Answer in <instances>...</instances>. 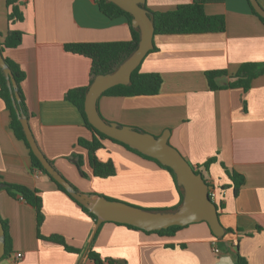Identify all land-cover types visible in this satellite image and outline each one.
<instances>
[{"label":"crops","instance_id":"obj_1","mask_svg":"<svg viewBox=\"0 0 264 264\" xmlns=\"http://www.w3.org/2000/svg\"><path fill=\"white\" fill-rule=\"evenodd\" d=\"M192 1L145 0V6L167 11ZM257 1L264 8V0ZM16 6L22 18L9 20L10 8L0 0V39L9 30L22 34L20 44L2 54L25 73L21 90L27 119L45 157L83 193L146 209L177 206L179 194L170 173L111 140H103L96 155L112 160L115 174L94 176L86 150L77 144L92 133L65 99L68 90L89 84L91 62L64 45L127 41V18L106 17L94 0H17ZM204 8L209 15L224 16V31L153 36L154 49L143 58L140 71L160 74L158 94L101 95L97 110L106 121L155 136L168 130L169 144L215 188L223 236H214L204 221L172 235L114 222L96 227L77 203L31 166L28 149L9 127V113L0 99V178L37 191L43 215L37 228L33 206L0 189V218L7 222L11 240L10 256L0 264H96L88 257L90 250L103 264H238V257L245 264H264V71L246 91H212L205 77L206 70L225 69L216 82L226 86L242 64H264V23L247 0H205ZM72 153L82 155L87 177L67 159ZM231 171L244 177L236 194ZM38 234L59 235L70 250ZM17 252L22 254L19 259L14 258Z\"/></svg>","mask_w":264,"mask_h":264},{"label":"trees","instance_id":"obj_2","mask_svg":"<svg viewBox=\"0 0 264 264\" xmlns=\"http://www.w3.org/2000/svg\"><path fill=\"white\" fill-rule=\"evenodd\" d=\"M98 6L101 13L110 19H115L121 16L127 18L131 38L127 41H109V42H75L64 45V49L68 52L77 53L88 57L91 62L90 67V81L87 86L73 88L66 92L65 99L71 102L80 112L85 127L90 130L92 137L90 139L78 138L77 144L86 150L89 166L92 170V174L99 178H107L115 174V166L112 160L108 159L106 161H101L98 159L96 153L99 149L103 147V140H111L125 149L141 156L142 158L148 159L156 163L160 168L167 170L173 178L175 186L179 194V202L177 206L173 208H161V209H148L154 211H173L176 210L183 198L182 187L176 184L175 175L173 171L158 162L156 159L149 157L140 153L139 151L129 147L128 145L119 142L115 139H111L105 136L103 133L95 129L88 121L84 112V97L85 92L89 85L92 83L94 77L99 74L111 73L134 51L139 41V30L131 25L132 15L128 12L121 9L116 4L109 2L107 0H94ZM17 0H6L7 7L10 8L8 14L9 20L21 19L22 15L18 11L16 6ZM248 2V0H247ZM205 0H193L187 4L177 5L172 10L167 11H152L148 10L143 5L149 14V17L152 21L154 28V35L157 34H195V33H211V32H222L225 30V18L221 14L209 15L205 12L204 8ZM249 4V2H248ZM251 12L259 18L261 22L264 23V18L260 17L254 9L249 4ZM21 32L17 30H9L5 37L0 39V52L3 53L4 49L13 48L20 44L21 42ZM153 48L148 52L153 51ZM147 53V54H148ZM3 56V54H2ZM4 61L7 66L10 68L12 75L17 84V91L20 96L19 107L23 113L27 116L26 106L24 95L21 90V82L25 77L23 70L12 60L7 57H4ZM264 71L263 63H244L240 66L238 72L232 76V80L228 82L225 86L219 85L216 82V78L221 75L226 74L225 69H209L205 71V77L207 84L210 90H218L224 88H241L243 91H246L250 87L251 80L256 76L260 75ZM161 76L157 72H141L140 65L134 69L131 73L130 80L128 84H118L106 89L101 95L104 96H113V97H138V96H153L158 94L161 86ZM0 99L4 102L5 108L9 113V127L12 129L14 135L23 141L25 146L28 149L31 166L38 168L43 173H45L57 186L59 190L65 193L71 200L77 203L81 210L88 214L94 221H96V216L89 211L85 206L80 204L76 199H74L61 185H59L55 180H53L43 169L39 160L33 155L32 151L29 148V145L25 139L24 131L22 126L17 118V114L12 104V99L10 96L9 88L7 86L6 78L2 70L0 69ZM106 121V120H105ZM109 122V121H107ZM135 128V127H134ZM139 131L141 129L135 128ZM68 159L75 165L79 174L82 177H87V174L83 171V157L80 154L72 153L68 156ZM50 162V161H49ZM51 163V162H50ZM52 164V163H51ZM195 170V169H194ZM196 173L200 171L195 170ZM201 174V173H200ZM229 177L232 181L233 191L236 194L239 190V187L244 183L243 175L231 171L229 172ZM73 185V184H72ZM73 187L78 190L74 185ZM0 189H4L9 195L24 199L28 204L33 206L36 211V220L37 228H39L43 215L41 213V197L38 195L37 191L31 190L23 185L19 184H10L3 182L0 178ZM107 198V197H106ZM110 200H114L108 198ZM146 209V208H144ZM4 229V242H5V251L2 258L10 256L11 253V240L8 233L7 222L0 218ZM121 224V223H117ZM128 228L142 230L135 226L129 224H121ZM184 226H170L165 229L155 230V231H145L144 232H154L161 235H172L177 230L181 229ZM39 237L54 241L62 244L66 249L70 248L64 243L63 239L59 235H50L42 236L38 234ZM88 257L96 264H103L100 257L92 250L88 252ZM109 264H112L111 260L107 261ZM238 264H245L242 262V259L238 257Z\"/></svg>","mask_w":264,"mask_h":264},{"label":"water","instance_id":"obj_3","mask_svg":"<svg viewBox=\"0 0 264 264\" xmlns=\"http://www.w3.org/2000/svg\"><path fill=\"white\" fill-rule=\"evenodd\" d=\"M132 15L131 25L139 30V41L134 51L111 73L96 75L85 92L84 112L87 121L105 136L122 142L140 153L156 159L169 167L176 184L182 187L183 198L180 206L173 211H154L110 200L104 196H92L76 190L73 185L49 162L37 145L29 127L27 116L19 107L20 96L10 68L0 52V69L5 75L12 104L24 131L25 139L33 155L39 160L46 173L61 185L74 199L96 216V227L103 222L129 224L145 231L165 229L170 226H186L196 222H206L216 237L223 236L225 230L220 223L217 206L208 197L210 186L202 174L194 168L182 154L168 142L169 131L155 136L139 131L132 126L105 121L98 113L97 100L108 88L128 84L131 73L153 48L154 28L145 0H107ZM254 11L264 18V8L257 0H248ZM5 251L4 229L0 222V259Z\"/></svg>","mask_w":264,"mask_h":264},{"label":"built area","instance_id":"obj_4","mask_svg":"<svg viewBox=\"0 0 264 264\" xmlns=\"http://www.w3.org/2000/svg\"><path fill=\"white\" fill-rule=\"evenodd\" d=\"M210 186V185H209ZM208 197H209V199L212 201V202H214L215 201V199H216V190H215V188L214 187H211L210 186V188L208 189ZM213 251L215 252V253H218L219 252V249L217 248V247H213ZM22 257V254L20 253V252H17L16 254H15V259H19V258H21Z\"/></svg>","mask_w":264,"mask_h":264},{"label":"rangeland","instance_id":"obj_5","mask_svg":"<svg viewBox=\"0 0 264 264\" xmlns=\"http://www.w3.org/2000/svg\"><path fill=\"white\" fill-rule=\"evenodd\" d=\"M67 159H68V157H67ZM69 160V159H68ZM70 161V160H69ZM71 162V161H70Z\"/></svg>","mask_w":264,"mask_h":264}]
</instances>
